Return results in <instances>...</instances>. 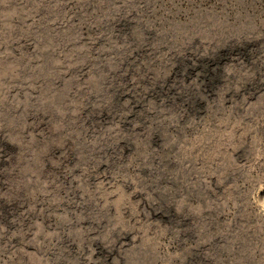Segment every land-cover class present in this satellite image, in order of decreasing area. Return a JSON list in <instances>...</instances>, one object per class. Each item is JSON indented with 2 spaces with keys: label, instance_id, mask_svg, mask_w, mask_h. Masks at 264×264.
Segmentation results:
<instances>
[{
  "label": "rangeland",
  "instance_id": "obj_1",
  "mask_svg": "<svg viewBox=\"0 0 264 264\" xmlns=\"http://www.w3.org/2000/svg\"><path fill=\"white\" fill-rule=\"evenodd\" d=\"M0 264H264V0H0Z\"/></svg>",
  "mask_w": 264,
  "mask_h": 264
}]
</instances>
